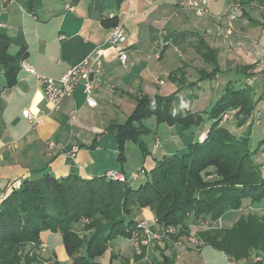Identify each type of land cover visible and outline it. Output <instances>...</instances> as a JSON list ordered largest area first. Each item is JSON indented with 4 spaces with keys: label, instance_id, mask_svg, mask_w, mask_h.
<instances>
[{
    "label": "crops",
    "instance_id": "1",
    "mask_svg": "<svg viewBox=\"0 0 264 264\" xmlns=\"http://www.w3.org/2000/svg\"><path fill=\"white\" fill-rule=\"evenodd\" d=\"M183 1L1 0L0 36L12 41L9 54L24 52L25 61L37 74L59 79L98 48L105 51V68L96 76L100 81L94 92L96 108L87 105L80 87L72 97L64 98L60 110L55 112L34 75L21 68L10 82L0 66V198L10 193L13 185L38 180L46 174L60 179L76 173L92 179L114 170L123 172L132 186L141 184L158 160L173 153L160 158L159 138L155 137L152 149L144 140L149 136L146 135L142 141L147 152L139 144L128 142L126 161L119 159L121 151L110 127L126 120L137 99L148 97L154 101L200 86L201 82L195 83L201 71L207 70L197 52L203 40L218 51L221 72L217 78L228 75L232 77L229 81L238 84L243 80L240 67L264 64V0H216L205 17L181 10L179 4ZM238 1L243 9L237 20L231 21V4ZM113 19L123 25L127 34L125 65L118 59V50L108 44L114 27L112 22H105ZM25 110H30L36 119H43L44 125L33 127L23 115ZM177 132L186 146L191 144L190 138L194 137L190 130L177 128ZM133 146L138 148L136 164L128 159ZM136 215L142 218L136 219ZM133 217L134 221L153 219L151 226L156 222L148 208L136 210ZM82 230L83 225L76 226L86 244L93 233ZM102 232L109 230L104 227ZM61 239L60 233L41 234V243L46 247L38 255L45 264H72ZM182 242L155 243L136 253L127 238L116 237L109 241L98 262L234 264L201 240L199 248L186 238ZM86 252L87 247L85 251L81 249L82 255L86 256Z\"/></svg>",
    "mask_w": 264,
    "mask_h": 264
},
{
    "label": "trees",
    "instance_id": "2",
    "mask_svg": "<svg viewBox=\"0 0 264 264\" xmlns=\"http://www.w3.org/2000/svg\"><path fill=\"white\" fill-rule=\"evenodd\" d=\"M113 20L105 25L109 22L113 27L119 25ZM11 43L7 36H0V66L10 82L26 59L24 52L9 54ZM197 52L211 70L201 71L195 84L214 80L221 72L218 51L203 40ZM252 69L254 65L238 69L246 78L238 84L229 81L218 100L205 112L206 116L197 113L174 118L172 109L179 90L173 96L157 97L154 101L148 97L137 99L128 120L110 127L121 151L119 159L124 162L128 142L148 151L142 138L153 133L144 124L150 118L158 125L179 126L184 130L206 121L212 123L206 140L190 144L183 154L158 160L156 167L145 174L144 180H148L144 184L142 181L139 188L109 180L106 175L84 179L76 173L60 179L46 174L13 188L0 208V264H45L38 254L41 234L47 231L62 235L72 264H100L98 260L110 240L116 237L129 240V229L139 222L133 218L136 210L150 209L159 225H181L177 239L183 240L193 232L191 220L214 223L229 212L242 210L245 200L253 204L264 201V174L262 165H254L259 149L252 147L253 137L240 138L229 126L219 127L220 122L216 123L223 114L234 113L232 119L237 120L238 126H253L260 100L255 101V89L245 82L249 79L247 72ZM193 116L199 122L195 123ZM77 225H83L82 232L93 233L86 244L76 231ZM104 227L109 232L103 233ZM197 237L234 264H264L263 216H242L233 228L198 231ZM84 245L86 256L81 254ZM27 247H31L29 252H25Z\"/></svg>",
    "mask_w": 264,
    "mask_h": 264
},
{
    "label": "built area",
    "instance_id": "3",
    "mask_svg": "<svg viewBox=\"0 0 264 264\" xmlns=\"http://www.w3.org/2000/svg\"><path fill=\"white\" fill-rule=\"evenodd\" d=\"M216 0H184L179 4V8L184 11H193L197 17H205L209 14V7L212 2ZM73 10L72 7H67ZM242 5L239 2L231 4L228 17L231 21L237 20L238 15L242 11ZM1 26V24H0ZM127 34L123 25L119 24L114 27L111 36L108 39V44L118 50V59L125 65L128 60V51L126 48ZM104 49L98 48L91 55H89L82 63L73 67L66 74L62 75L59 79H54L44 75H39L35 72L26 61L21 63L22 70L34 75L43 89V93L51 104L53 111L60 110V104L66 97H72L78 88L82 87L85 95L86 103L91 108L98 106L97 101L94 98L95 90L100 86V81L96 78L98 74L105 68L104 62ZM93 80H91V76ZM250 82V79H247ZM24 117L28 119L33 127L44 125L43 119H36L30 110H25ZM74 116V115H73ZM74 118V117H73ZM51 147L54 145L49 144ZM77 149H74V153ZM144 174V172L142 171ZM109 180L117 181L120 183H129L128 177L121 171H109L106 174ZM21 184L13 185V188H20ZM7 199V195H3L0 198V208L2 203ZM217 225V222L210 223L209 221L197 220L196 223L191 225V228L198 231L209 230ZM182 226H166L159 225L157 221L154 226H151L148 221H139L134 228L130 231L129 242L136 251L141 253L145 248L150 247L155 243H163L166 241H175L182 245L181 239H177V236L181 232ZM185 239V238H184ZM186 240L190 242L195 248H199L201 245L200 239L195 234V231L186 237ZM46 246L41 245V249H45Z\"/></svg>",
    "mask_w": 264,
    "mask_h": 264
},
{
    "label": "rangeland",
    "instance_id": "4",
    "mask_svg": "<svg viewBox=\"0 0 264 264\" xmlns=\"http://www.w3.org/2000/svg\"><path fill=\"white\" fill-rule=\"evenodd\" d=\"M239 3L242 2L238 1ZM1 4V0H0ZM239 17V15H238ZM237 17V18H238ZM255 69L249 70L246 74V76L249 77L250 82L248 80H245L248 86L252 87L255 89V94L254 98L256 100H260L261 102L259 103V107L262 108L255 116L254 119V124L252 127L250 125H245L240 127V124L238 126L237 120L232 119L231 117L234 115V113H229V114H223L220 119L216 120L217 122H220L219 127L221 125H227L229 128L235 132V134L243 138L245 136H252L253 141L251 143L253 148H258L259 151L257 152L256 156L254 157V165H262V173L264 174V64L262 65L261 63H258V65H254ZM206 69L209 71L210 68L206 66ZM241 78H246L243 75H241ZM231 76L224 75L219 78H215L214 80H208L205 82H201V85L198 86L196 89L191 88V92L187 91L186 89L183 93L180 95L178 94V101L174 105L172 109V116L178 117L180 116H186V115H198L200 114L202 117L206 116L205 112L208 111L209 106L212 105L216 99L220 97V95L223 93L224 87L226 83L229 81ZM232 79V77H231ZM232 82V81H231ZM233 83H236L234 80ZM242 83V82H240ZM180 93V92H179ZM263 100V102H262ZM155 103L152 104L153 110H156V105ZM134 111V110H133ZM132 111V112H133ZM131 112V114H132ZM198 113V114H197ZM129 114L124 122L121 124L125 123L128 120V117L131 115ZM231 114V115H230ZM195 123L197 122V117H194ZM199 122V120H198ZM146 125H148L150 128H152L155 132L149 136H146L144 138L145 142L147 143L148 146H151L152 149H154V139L155 137H158V146H161L160 152H158L157 156L162 158L166 153H177L179 152L180 154H183L187 152L188 146H186L185 141L182 139L181 135L178 134L177 128L180 129L181 131H189V130H184L179 126H168V125H157L156 121L154 118L148 119L144 122ZM198 124V123H197ZM210 121H206L205 123H202L201 126L195 125L192 129H190V134L193 135L195 138H190L191 144L194 142H202L207 139V134L208 130L211 126ZM199 125V124H198ZM200 131V132H199ZM199 132V133H198ZM200 136H199V135ZM187 135V134H185ZM197 139V140H196ZM194 140V141H193ZM138 151V148L136 146H133V148L130 149L129 153V161L133 162L136 164V152ZM125 157L127 159V148H126V154ZM128 161V162H129ZM255 169V168H251ZM150 178V177H149ZM209 179H212V176L209 177ZM143 180V184L147 181ZM251 182H255V180H250ZM140 184L137 183L135 185V188H139ZM151 211V210H150ZM152 212V211H151ZM156 219V215L154 212H152ZM249 214H256L260 217H264V201L261 203H252L251 200H245L244 205L242 210L240 211H234V212H229L226 216L222 217L217 221V225L215 228H220V229H229L235 227V224L240 220L242 216H248ZM136 219H141V215H136ZM134 218V217H133ZM146 220V219H143ZM153 219L147 220L149 221L150 225H152ZM210 220V218H209ZM192 225V224H191ZM132 229H129L131 231ZM62 237V235H61ZM88 235L86 236L85 239H88ZM61 242H63V238L61 239ZM64 244V243H63ZM51 246V245H50ZM86 245L83 246L82 251H85ZM52 250V246H51ZM50 250V251H51ZM30 249L28 250V252ZM258 259L255 258V260ZM57 263V262H56ZM55 263V264H56Z\"/></svg>",
    "mask_w": 264,
    "mask_h": 264
},
{
    "label": "water",
    "instance_id": "5",
    "mask_svg": "<svg viewBox=\"0 0 264 264\" xmlns=\"http://www.w3.org/2000/svg\"><path fill=\"white\" fill-rule=\"evenodd\" d=\"M93 77H94V76L92 75V76H91V80H93Z\"/></svg>",
    "mask_w": 264,
    "mask_h": 264
}]
</instances>
